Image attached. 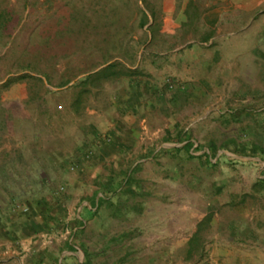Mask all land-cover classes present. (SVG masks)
<instances>
[{"label": "rangeland", "instance_id": "obj_1", "mask_svg": "<svg viewBox=\"0 0 264 264\" xmlns=\"http://www.w3.org/2000/svg\"><path fill=\"white\" fill-rule=\"evenodd\" d=\"M160 2L0 0V264H264V4Z\"/></svg>", "mask_w": 264, "mask_h": 264}, {"label": "crops", "instance_id": "obj_2", "mask_svg": "<svg viewBox=\"0 0 264 264\" xmlns=\"http://www.w3.org/2000/svg\"><path fill=\"white\" fill-rule=\"evenodd\" d=\"M263 4L264 0H161L160 2L162 12L166 20L171 22L173 30L170 31L168 27V36L176 34V31L187 22L192 26L191 28L198 26L204 31L203 37L189 45L191 47L189 49L194 50L200 46L213 48L216 33L219 34L225 26H230L233 22L238 23L240 18L247 14L252 15L249 18L257 16V9ZM177 43H179L177 48H180V45L186 46L190 41ZM61 258L62 256L57 258V264Z\"/></svg>", "mask_w": 264, "mask_h": 264}, {"label": "trees", "instance_id": "obj_3", "mask_svg": "<svg viewBox=\"0 0 264 264\" xmlns=\"http://www.w3.org/2000/svg\"><path fill=\"white\" fill-rule=\"evenodd\" d=\"M112 68H113V64H109L108 66L103 67L102 69H100L96 73L91 74L87 78H90L91 76H94V75L97 76V77H99V76H108V74H109V72H111ZM22 77H25V76H19V78H22Z\"/></svg>", "mask_w": 264, "mask_h": 264}]
</instances>
